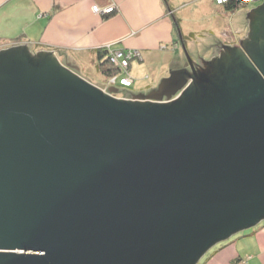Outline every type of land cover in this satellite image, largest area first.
I'll return each instance as SVG.
<instances>
[{
  "label": "water",
  "instance_id": "95a60500",
  "mask_svg": "<svg viewBox=\"0 0 264 264\" xmlns=\"http://www.w3.org/2000/svg\"><path fill=\"white\" fill-rule=\"evenodd\" d=\"M247 15L248 55L197 71L184 47L192 73L130 99L0 50V264H195L264 220V1Z\"/></svg>",
  "mask_w": 264,
  "mask_h": 264
},
{
  "label": "crops",
  "instance_id": "0c3cea01",
  "mask_svg": "<svg viewBox=\"0 0 264 264\" xmlns=\"http://www.w3.org/2000/svg\"><path fill=\"white\" fill-rule=\"evenodd\" d=\"M94 1L106 4L110 0H0V37L9 38L23 32L35 39L42 35L43 40L56 41V45L75 54L74 57H87L88 61L97 55V45L107 39L115 41L117 46L142 48L141 53L151 57L146 58V68L159 58L171 55V49H161L158 42L163 39L171 45L173 22L169 9L179 8L176 1L114 0L118 11L104 15L91 10ZM206 2L219 9L214 0ZM257 3L253 5L260 2ZM252 7L247 4V8ZM39 9L50 12L40 16ZM58 18L66 25L50 28L52 19L57 21ZM149 68L153 72L154 67ZM261 224L264 227V222ZM257 226L247 233L243 230L217 242L198 264H264V228L258 230Z\"/></svg>",
  "mask_w": 264,
  "mask_h": 264
},
{
  "label": "rangeland",
  "instance_id": "374dc122",
  "mask_svg": "<svg viewBox=\"0 0 264 264\" xmlns=\"http://www.w3.org/2000/svg\"><path fill=\"white\" fill-rule=\"evenodd\" d=\"M174 1H176V5L179 8L181 7V9L177 7L176 9H169L173 22L171 45L163 39L158 42L161 49L169 47L171 55L169 54L168 58H159L158 61L152 62L151 65L154 67L153 72L149 68L151 65H148V68L144 66L147 59L149 60L151 57L148 58L145 54L141 53L143 51L142 48L127 45L117 46L115 41L107 39L97 45V55L89 59L90 61H88L87 57H74L76 56L75 54H71L68 50L65 51L56 45V41L48 40L49 38L43 40L42 35L37 39L30 38L27 36V32L17 33L9 38L0 37V50L18 44L28 45L29 52L33 54H37L38 50L47 52H55L56 50L61 62L64 64L70 62V67L82 78L113 96L126 99H130L128 98L130 91L135 93L143 91L146 93L150 88L158 86L162 77L171 75L170 70L172 69L186 67L192 73L193 69L184 47L197 71H199V67L201 69L205 65V59L208 61L214 57H219L221 51L220 42L238 44L244 53L248 55L240 39L245 37L250 30V15H247L250 9L247 8V4L252 7L254 6V2L245 4L243 3L246 2L244 0H234L233 4L235 6L228 7L226 5L227 2L216 0L215 3L219 7L217 9L206 2L208 0H195V2L194 0ZM262 1L264 0L260 2ZM110 5H113V7L109 9ZM116 7H118V4L114 0H110L106 4L94 1L91 5V10L94 13L104 15L105 9L111 10V12L114 11L115 13V11H118ZM37 12L40 16H44L50 11L48 9H39ZM49 18L51 19V17ZM61 19L58 18L57 21L52 19L50 28L57 26V29H59V26L66 25L63 24V20ZM121 71L128 73V77L121 76ZM190 79L191 77L189 76L185 86L189 83ZM109 85H113L118 89H111L109 91ZM179 92L173 94L172 99ZM151 99L156 100V98ZM168 100V98L166 99V95L161 99V101ZM257 227L258 230L264 228L261 223ZM244 231L248 232L247 229H244ZM235 241L233 240L232 242ZM199 261L195 264H198Z\"/></svg>",
  "mask_w": 264,
  "mask_h": 264
},
{
  "label": "trees",
  "instance_id": "16d2710c",
  "mask_svg": "<svg viewBox=\"0 0 264 264\" xmlns=\"http://www.w3.org/2000/svg\"><path fill=\"white\" fill-rule=\"evenodd\" d=\"M214 1H216V0H214ZM261 1V0H260ZM260 1H258V3L260 2ZM257 3V2H256ZM257 3V4H258ZM246 4V3H245ZM226 5L228 6V7H234L235 5L233 4V1H231V2H227L226 3ZM108 68H109V66H107ZM107 68V69H108ZM112 69V68H111ZM123 72V73H122ZM121 73V76H126V77H128V73H126V72H124V71H121L120 72ZM262 222H264V220L262 221ZM261 222V223H262ZM252 228H249V229H247L248 230V232L251 230ZM243 233H247V232H245V231H243Z\"/></svg>",
  "mask_w": 264,
  "mask_h": 264
},
{
  "label": "built area",
  "instance_id": "2783aa9c",
  "mask_svg": "<svg viewBox=\"0 0 264 264\" xmlns=\"http://www.w3.org/2000/svg\"><path fill=\"white\" fill-rule=\"evenodd\" d=\"M217 1H219V2H223V1H225V2H229L230 0H217ZM238 1H240V0H238ZM246 2H243V3H255V2H258V1H260V0H245ZM224 2V3H225ZM111 7H113V5H110L108 8L110 9Z\"/></svg>",
  "mask_w": 264,
  "mask_h": 264
},
{
  "label": "bare ground",
  "instance_id": "6f19581e",
  "mask_svg": "<svg viewBox=\"0 0 264 264\" xmlns=\"http://www.w3.org/2000/svg\"><path fill=\"white\" fill-rule=\"evenodd\" d=\"M231 1H234V0H230L229 2H231ZM245 1V0H244ZM106 11H105V13H108V12H111V10L110 11H108L107 9H105ZM55 53L57 54V52H56V50H55ZM58 55V54H57ZM133 55H134V53H133Z\"/></svg>",
  "mask_w": 264,
  "mask_h": 264
}]
</instances>
